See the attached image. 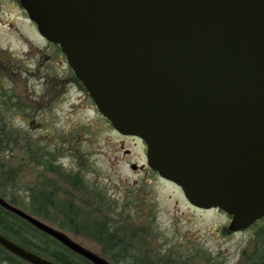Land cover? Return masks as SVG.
I'll use <instances>...</instances> for the list:
<instances>
[{
    "label": "water",
    "instance_id": "obj_1",
    "mask_svg": "<svg viewBox=\"0 0 264 264\" xmlns=\"http://www.w3.org/2000/svg\"><path fill=\"white\" fill-rule=\"evenodd\" d=\"M96 109L145 165L231 231L264 215V0H20ZM135 169L133 165L131 167ZM91 264H111L0 197ZM29 264H55L0 234Z\"/></svg>",
    "mask_w": 264,
    "mask_h": 264
},
{
    "label": "rangeland",
    "instance_id": "obj_2",
    "mask_svg": "<svg viewBox=\"0 0 264 264\" xmlns=\"http://www.w3.org/2000/svg\"><path fill=\"white\" fill-rule=\"evenodd\" d=\"M3 191L9 204L16 199L14 207L23 210L26 202L47 211L23 210L111 264L103 224L116 241L133 236L140 258L133 264L264 261V233H223L228 223L219 210L192 207L178 187L146 167L144 144L112 129L59 48L38 34L12 0H0ZM28 232L29 240L47 241ZM0 264L21 263L3 254Z\"/></svg>",
    "mask_w": 264,
    "mask_h": 264
},
{
    "label": "trees",
    "instance_id": "obj_3",
    "mask_svg": "<svg viewBox=\"0 0 264 264\" xmlns=\"http://www.w3.org/2000/svg\"><path fill=\"white\" fill-rule=\"evenodd\" d=\"M77 83L80 82L74 77ZM8 134V132H7ZM0 195L2 198H6V192ZM34 195L28 197V199H34ZM16 199L12 197L10 199V204H15ZM136 204L137 201H134ZM31 204V203H30ZM22 209L27 210L31 214L36 215H48L47 211L42 212L41 210H38L33 207H28V205L23 203ZM28 229L40 234L41 236L47 238L46 242H38L35 240H29L28 235ZM102 229V227H101ZM103 231H106L102 233V236L108 237L110 241H104L105 242V248L108 250L107 257L113 264H133V262L139 261V256H136V253L133 252L132 247L134 248L136 245V242L134 241V238L132 239V234H130L132 237L128 239H119L116 241L114 238V232L108 227H105L103 224ZM0 234L8 238L9 240L17 243L23 248L28 249L29 251H32L36 254H39L51 261H53L56 264H91L85 259H83L80 256H77L76 254L72 253L68 249L64 248L62 245L58 244L53 239L49 238L45 234H42L41 232L34 229L32 226L27 224L25 221L21 220L17 216L5 211L0 207ZM110 235V236H108ZM264 236V235H263ZM116 238V237H115ZM116 241V242H115ZM108 243V244H107ZM57 246V247H55ZM104 246V245H103ZM46 247V248H45ZM7 255L9 257H12L7 251H5L3 248L0 247V256ZM16 259V258H15ZM143 259V258H142ZM134 260V261H133ZM16 262H19L18 259H16ZM21 263V262H20ZM21 264H26L22 262Z\"/></svg>",
    "mask_w": 264,
    "mask_h": 264
},
{
    "label": "flooded vegetation",
    "instance_id": "obj_4",
    "mask_svg": "<svg viewBox=\"0 0 264 264\" xmlns=\"http://www.w3.org/2000/svg\"><path fill=\"white\" fill-rule=\"evenodd\" d=\"M12 3H14V4H18L20 7H21V5H20V0H12ZM22 8V7H21ZM22 12L27 16V14H26V12L22 9ZM27 18H28V16H27ZM51 44V43H50ZM56 46V45H55ZM134 138V137H133ZM145 152H146V147H145ZM145 169V168H144ZM149 169V168H148ZM152 172V171H151ZM154 173V172H153ZM156 174V173H155ZM158 176V175H157ZM159 177V176H158ZM161 179V178H160ZM167 182V181H166ZM168 183H170V182H168ZM172 184V183H171ZM217 210H219L220 212H221V214L223 215V216H225L226 217V219H227V227L225 228V227H223L222 228V232L223 233H226V234H230V235H237V234H246V233H249L250 235H252V237H257L258 235H260V234H263L264 233V215L263 216H261L260 218H258V219H256V220H254L252 223H250L249 225H247L246 227H244V228H240V229H237V230H235V231H231L230 229H229V226H230V224H231V222H232V220H233V218L232 217H230V216H228L223 210H221V209H217ZM43 234V233H42ZM50 238V237H49ZM52 239V238H51ZM55 241V240H54ZM13 242V241H12ZM15 243V242H14ZM58 243V242H57ZM17 244V243H16ZM59 244V243H58ZM18 245V244H17ZM20 246V245H19ZM21 247V246H20ZM55 247H57V246H55ZM23 248V247H22ZM46 248V247H45ZM23 249H25L26 251H29L28 249H26V248H23ZM29 252H32V251H29ZM9 253V252H8ZM32 253H34V252H32ZM11 256H12V259H14V261H16V259H18L19 260V262H24V263H26V264H29V263H27V262H25V261H23V260H21L20 258H18V257H16L15 255H13V254H11V253H9ZM34 254H36V253H34ZM37 256H39V257H41V258H44V259H46V260H48V261H50V262H52V263H54L53 261H51V260H49V259H47V258H45V257H43V256H41V255H39V254H36ZM16 258V259H15ZM56 264V263H55ZM262 264V263H261ZM263 264H264V261H263Z\"/></svg>",
    "mask_w": 264,
    "mask_h": 264
}]
</instances>
